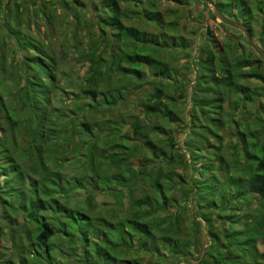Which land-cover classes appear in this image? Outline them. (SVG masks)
Returning <instances> with one entry per match:
<instances>
[{"label":"trees","instance_id":"1","mask_svg":"<svg viewBox=\"0 0 264 264\" xmlns=\"http://www.w3.org/2000/svg\"><path fill=\"white\" fill-rule=\"evenodd\" d=\"M123 1L136 8L124 10L120 0H88L83 10L89 18L81 20L77 13L76 28L87 35L80 53L88 73L77 91L61 93L51 51L42 41L23 37L20 20H13L16 29L8 25L12 12L21 14L20 3L11 8L0 0V49L7 46V32L15 47L26 51L11 56L14 69L1 64L4 57L0 61V238L7 246L0 247V264H142L140 253L176 260L192 251L202 224L210 242L198 255L200 264H264V251L258 249L259 241L264 244V85H258L264 84V61L239 49V42L219 43L206 29L195 59L197 96L190 101L189 132L182 129L184 146H177L178 133L168 134L165 127L180 120L178 98L186 101L187 94L162 55L173 56L185 45L174 41L176 23L164 21L156 0ZM213 1L264 48V0ZM58 2L69 10L78 4ZM44 8L40 3L35 13L47 16ZM129 14L161 31L126 24L123 17ZM8 46L16 53L14 45ZM169 78L181 96L160 87ZM150 79L155 84L141 100L143 116L107 118L105 135L98 122L88 120L91 113L124 105L128 90ZM250 79H258L252 89L244 82ZM70 97L74 102L62 111L60 103ZM252 102L258 106L250 122L241 115L222 118L224 109L234 116ZM119 119L130 131H123ZM199 120L216 123L208 130L218 144L207 140L215 152L206 153L197 142L193 130ZM229 120L235 128L234 161L222 152L220 133ZM75 137L85 151L70 149ZM70 154L78 159L74 175L64 166ZM80 191L84 200L74 205L71 198ZM99 192L114 199L107 208L114 216L98 206Z\"/></svg>","mask_w":264,"mask_h":264},{"label":"rangeland","instance_id":"2","mask_svg":"<svg viewBox=\"0 0 264 264\" xmlns=\"http://www.w3.org/2000/svg\"><path fill=\"white\" fill-rule=\"evenodd\" d=\"M8 2V5L12 8H15V5L20 3L19 11L21 14L19 16H16L15 13L10 14V19L8 25L12 27V29H16L13 20L14 18L16 20H20V34L25 37L27 35H30V37L35 38V40H40L44 43V46L48 48L52 55L57 60L59 73L57 76V80L61 86V93L66 92L68 90L77 91L79 87L84 84V78L86 77L88 73V63L84 60L83 56L81 55L80 51H83L84 44L87 41V35L84 29L79 26V28H76L75 21L77 18V13L79 17L82 19L85 18L87 20L91 13L88 11H85L83 9L87 8L88 0H70V4L74 1H78V4H72L74 5V8L72 10H69L68 8L64 7L63 5H60V2L58 0H5ZM157 2V9L163 13V19L165 22H173L175 24L174 26H171L172 33L175 36L174 41H180L182 44L185 45L184 48H181L180 46L174 51L173 56L169 53L167 55L163 54L162 57L165 60H168L177 70L176 77L177 79L181 80V82H178L179 84L182 83V89L181 92L184 94H187V100L183 101L181 98H178V111L181 112L179 115L180 120L171 123L165 127V130H167L168 134H175L178 133V139L180 140L179 145H183V134L181 131L184 129L186 130V133L189 132V128L187 123L189 122V111L191 108L190 101L191 97H196L197 93H195L194 88V81L195 77L197 76V65H195V59L199 57V48L202 45L204 41V31L208 29L211 35L215 37L219 43H227L231 40L235 41V43L239 42V45L237 47L239 49L244 50L246 53L254 52L255 51L246 43V40L239 30H234V28L227 26V25H221V22L217 19V17L211 16V7L205 0H187L188 3H186V0H156ZM122 7L124 10L131 9L134 10L136 6L133 3H126L123 0H120ZM40 3H44V8L46 10L47 16H43L40 13H35L36 9L40 8ZM77 6H80L82 11L80 9H76ZM123 20L126 24H133L136 25L138 28H142L147 30L150 33H157L160 32V28L156 27L153 23H147L144 21V19H141L134 14H129V17H123ZM77 22V21H76ZM257 23L254 22L253 26L255 27V30L257 29ZM13 31V30H11ZM4 37L6 38L7 46H5L3 49H0V61L1 56L4 57L2 59V65L4 64L5 68L8 69H14L17 67L16 63L14 61L11 63V56L14 55L15 58H17L19 55L25 53V49H21L17 46L15 47V41L11 34H8L7 32H4ZM1 35V34H0ZM1 38V37H0ZM260 46H263L260 41L257 39H254ZM178 41V42H179ZM13 46L12 48H15L16 53H12L10 46ZM82 43V44H81ZM238 43V44H239ZM48 50V51H49ZM23 51V52H22ZM256 54V53H255ZM257 55V54H256ZM264 61V59H262ZM14 63V68H12ZM261 71L264 73V64H262ZM9 74V72H7ZM5 74V76H7ZM258 80V79H257ZM255 79H250L247 81H244L247 83V85L252 89V86L254 83L258 82ZM178 81V80H177ZM8 84H11L8 79L5 81ZM21 83V80L14 83V86L18 87ZM153 82H151V79L144 82L140 88L136 89L135 91L128 90V93L126 94L128 97V100L125 102L124 105H121L119 107H116L115 109L104 111L101 114H95L91 113L88 116V120L90 122L99 123L98 129H100L102 134H107L108 131L106 130V119L111 118L112 116H124L125 119L130 120L134 117L143 116L142 112V106L140 103L141 100L145 99V96L147 95V92L152 88ZM174 85L175 81L171 78L168 79V84L166 85L165 82H162L160 87L167 88L168 90H171V93L174 92ZM259 87H263L264 84L258 83ZM166 89V90H167ZM261 91V90H260ZM180 90H176L174 92V97L181 96ZM134 93V94H133ZM3 96L7 100L8 96L3 93ZM70 96V95H68ZM67 96V98H68ZM59 94L57 97L54 98L53 103L58 105L59 103ZM131 98V100H130ZM260 99V98H259ZM262 99V98H261ZM86 101V100H84ZM257 101V100H255ZM73 99L70 97L68 100H65L64 103H60L62 111H66V109H69L71 104L73 103ZM257 102H252L249 106H247L244 109H241L239 112H236V114L233 116L231 113L224 109L222 118L228 117V119H231L232 117H239L241 115V118L244 117V120H249L253 116V108L257 107ZM209 111H207V114ZM241 113V114H240ZM203 118V114L199 116V119ZM183 119V121H181ZM65 121V120H62ZM120 124L123 125V131L128 130L130 131V126L128 123L123 122V120H118ZM229 124L225 125V128L221 134L222 141H223V149L222 152L224 153L225 157L229 161H234V153H233V143L236 139L234 137V125L231 120H229ZM186 123V124H185ZM198 127L193 130V134L197 140V142H200V146L204 144V148L206 149V153L215 152V149L208 145L207 140H214L215 144H218V137L211 134L208 130L209 127H213L216 123H209L207 125L206 123H203L202 121H198ZM186 128V129H185ZM180 133V134H179ZM159 138H162L159 136ZM202 138V139H201ZM84 140L86 137L83 138ZM201 140V141H200ZM247 140L251 141L252 137L248 134ZM80 140H77L76 137L73 139V141L70 143V149H78L79 151H85V149L80 148ZM25 138L20 137V145H24ZM212 142V141H211ZM213 143V142H212ZM183 148V147H182ZM251 147H249L250 149ZM209 150V151H208ZM60 153H58L59 155ZM188 154H186V157ZM136 160H134L135 162ZM66 170V173L68 175H74V170L78 169V159L74 156H71L65 161L64 163ZM179 167V166H178ZM177 171L179 172V168H177ZM181 171H183L181 169ZM234 173V172H232ZM190 174V173H189ZM200 177L201 174H198ZM201 178V177H200ZM98 206L102 207L104 211L107 212L111 216H114V212L110 209H107L108 207L111 208V205H113L114 199L105 193L99 192L96 194L95 197ZM84 200V194L80 192H76L73 197L71 198V203L74 205L80 202H83ZM126 201V200H124ZM125 203V202H124ZM256 204V203H254ZM126 205V204H125ZM123 211V210H122ZM123 214L119 213L118 215ZM211 219H213V223L217 225L219 222L218 220L214 219L213 216H211ZM199 220V218L197 219ZM0 247L6 246V242L4 238H0ZM209 236L206 233V229L203 227L199 233V236L195 239V246L192 249L189 254H187L186 258H180L173 260L169 256H166L165 259L158 257L157 255H151V254H142L140 253V261L142 264H200L199 263V254L204 252L206 250V246L209 243ZM7 247V246H6ZM205 249V250H204ZM258 249L259 251H264V244L262 242H258ZM129 255V254H128ZM125 261H129L128 258L130 256H124Z\"/></svg>","mask_w":264,"mask_h":264},{"label":"water","instance_id":"3","mask_svg":"<svg viewBox=\"0 0 264 264\" xmlns=\"http://www.w3.org/2000/svg\"><path fill=\"white\" fill-rule=\"evenodd\" d=\"M205 1L211 7V10H212V13L214 14V16L217 17V19L221 23L241 31L243 36H244V38H245V40H246V43L255 51V53L258 56H260L262 59H264V48L262 46H260L254 40V38L251 36L250 32L247 30V28L245 27V25L243 23H241L238 20L231 19V18L227 17L226 15H224L223 13H221L218 10V8L215 5L213 0H205Z\"/></svg>","mask_w":264,"mask_h":264}]
</instances>
